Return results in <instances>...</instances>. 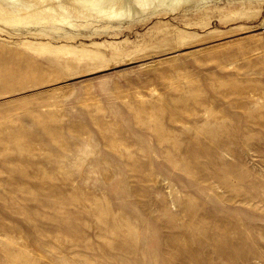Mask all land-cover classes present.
Here are the masks:
<instances>
[{
	"label": "rangeland",
	"instance_id": "rangeland-1",
	"mask_svg": "<svg viewBox=\"0 0 264 264\" xmlns=\"http://www.w3.org/2000/svg\"><path fill=\"white\" fill-rule=\"evenodd\" d=\"M102 5L0 0V264H264V0Z\"/></svg>",
	"mask_w": 264,
	"mask_h": 264
},
{
	"label": "bare ground",
	"instance_id": "bare-ground-1",
	"mask_svg": "<svg viewBox=\"0 0 264 264\" xmlns=\"http://www.w3.org/2000/svg\"><path fill=\"white\" fill-rule=\"evenodd\" d=\"M18 9L19 19L38 25H52L55 21L67 23L70 17L74 20L86 21L97 17L109 18L128 13V11L106 10V0H5ZM125 2V0H120ZM71 19V20H72Z\"/></svg>",
	"mask_w": 264,
	"mask_h": 264
}]
</instances>
